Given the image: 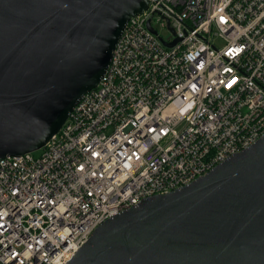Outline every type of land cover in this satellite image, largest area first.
<instances>
[{
    "label": "built area",
    "instance_id": "obj_1",
    "mask_svg": "<svg viewBox=\"0 0 264 264\" xmlns=\"http://www.w3.org/2000/svg\"><path fill=\"white\" fill-rule=\"evenodd\" d=\"M263 134L264 0H148L41 155L0 158V264H65L107 218Z\"/></svg>",
    "mask_w": 264,
    "mask_h": 264
},
{
    "label": "water",
    "instance_id": "obj_2",
    "mask_svg": "<svg viewBox=\"0 0 264 264\" xmlns=\"http://www.w3.org/2000/svg\"><path fill=\"white\" fill-rule=\"evenodd\" d=\"M147 4L0 0V158L45 145ZM65 264H264V134L190 183L107 218Z\"/></svg>",
    "mask_w": 264,
    "mask_h": 264
},
{
    "label": "rangeland",
    "instance_id": "obj_3",
    "mask_svg": "<svg viewBox=\"0 0 264 264\" xmlns=\"http://www.w3.org/2000/svg\"><path fill=\"white\" fill-rule=\"evenodd\" d=\"M152 25H153L154 29L158 31V34L160 36H162L164 38H169L170 32L168 31L167 28H162L161 25H159V24H157L155 22H153ZM215 43L218 46L222 45V42H221L220 39H215ZM41 153H42V148H40V149H38V150H36L34 152H31L32 156L35 157V158L39 157L41 155Z\"/></svg>",
    "mask_w": 264,
    "mask_h": 264
}]
</instances>
